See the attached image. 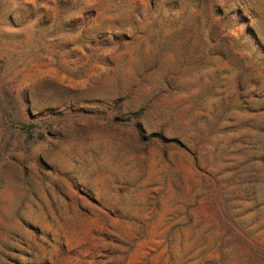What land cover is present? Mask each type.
<instances>
[{
    "label": "rangeland",
    "instance_id": "1",
    "mask_svg": "<svg viewBox=\"0 0 264 264\" xmlns=\"http://www.w3.org/2000/svg\"><path fill=\"white\" fill-rule=\"evenodd\" d=\"M0 264H264V0H0Z\"/></svg>",
    "mask_w": 264,
    "mask_h": 264
}]
</instances>
